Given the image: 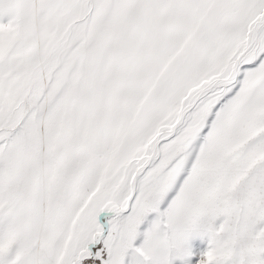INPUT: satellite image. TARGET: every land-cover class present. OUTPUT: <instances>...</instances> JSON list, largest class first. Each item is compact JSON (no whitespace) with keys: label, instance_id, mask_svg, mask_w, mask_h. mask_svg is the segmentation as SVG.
Segmentation results:
<instances>
[{"label":"snow or ice","instance_id":"1","mask_svg":"<svg viewBox=\"0 0 264 264\" xmlns=\"http://www.w3.org/2000/svg\"><path fill=\"white\" fill-rule=\"evenodd\" d=\"M0 264H264V0H0Z\"/></svg>","mask_w":264,"mask_h":264}]
</instances>
